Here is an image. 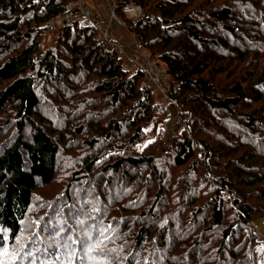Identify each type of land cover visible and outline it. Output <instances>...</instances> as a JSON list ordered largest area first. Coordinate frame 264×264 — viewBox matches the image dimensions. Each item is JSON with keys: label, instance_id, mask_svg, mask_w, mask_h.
<instances>
[{"label": "trees", "instance_id": "16d2710c", "mask_svg": "<svg viewBox=\"0 0 264 264\" xmlns=\"http://www.w3.org/2000/svg\"><path fill=\"white\" fill-rule=\"evenodd\" d=\"M111 1L168 102L48 30L76 0H0V264H261L264 0Z\"/></svg>", "mask_w": 264, "mask_h": 264}, {"label": "built area", "instance_id": "2783aa9c", "mask_svg": "<svg viewBox=\"0 0 264 264\" xmlns=\"http://www.w3.org/2000/svg\"><path fill=\"white\" fill-rule=\"evenodd\" d=\"M124 12L132 15L139 14V9L135 7H129L124 10ZM94 12L88 7H81L77 11L69 12L64 18L68 26H72L75 22L84 24L86 22H93ZM112 18L118 22L115 14L112 12ZM99 33V41L104 42L107 47L111 50H116L122 54L127 62V68L133 67L134 70H139L144 74V82L152 90L158 92L159 101L161 103H166L169 101L167 88L163 86L164 82H167V75L159 69V66L153 63L147 54L145 53L142 45L138 42L136 36H134V46L129 50L124 49L115 40L111 42L110 30L111 25L109 23H104L102 26L100 23L95 24ZM185 123V120H184Z\"/></svg>", "mask_w": 264, "mask_h": 264}, {"label": "rangeland", "instance_id": "374dc122", "mask_svg": "<svg viewBox=\"0 0 264 264\" xmlns=\"http://www.w3.org/2000/svg\"><path fill=\"white\" fill-rule=\"evenodd\" d=\"M89 1H91V0H87V4L92 6L89 3ZM101 1L104 2L105 5L107 4L109 6V8H113V2L111 0H101ZM104 12L108 14V9L107 8L105 9V6H104ZM110 16L112 18V12H110ZM98 21H99V23L102 26H105L104 25V23H105L104 20H99L98 19ZM117 25L118 26L114 25L111 28V30H110L111 39H114L120 46H122L126 50H129L130 48H133V46H134V41H133L134 34L127 30V28H126V26L124 24V21L119 20ZM55 26H56V28H54ZM60 26H61L60 24L55 25V23H54L53 25H51L48 28V30H54V29L57 30V29L60 28ZM48 33H49V36H50V40H53L55 38V33H53V31L52 32L48 31ZM97 37H98V35H97ZM153 63H155V62H153ZM155 64H157V63H155ZM157 65L159 66V69L161 71L166 73V68H165V65L163 63L157 64ZM129 70L131 72L134 71L133 67H130ZM166 88L168 89L167 85H166ZM157 95H158V92H157ZM156 98L158 100L157 96H156ZM167 108L169 110H171V107L167 106ZM170 120H172V124H174L176 122L175 118H170ZM180 129H181V127H180ZM256 223H257V226H255V228H256V230L259 233V239H260V241H263L264 240V219L262 221H256ZM260 263L264 264V252L260 254Z\"/></svg>", "mask_w": 264, "mask_h": 264}, {"label": "bare ground", "instance_id": "6f19581e", "mask_svg": "<svg viewBox=\"0 0 264 264\" xmlns=\"http://www.w3.org/2000/svg\"><path fill=\"white\" fill-rule=\"evenodd\" d=\"M76 2H77V8L75 9V10H73V11H77V10H79L81 7H88V8H90L93 12H94V18H93V22H86V23H84V24H86V25H93L94 27H95V29L97 30V33H98V38L100 39V33H99V31H98V29H97V27H96V23L98 24L99 23V21H98V19L99 20H101L100 18H99V13H98V11L94 8V7H92V6H90V5H88L87 4V0H76ZM129 7H135V8H138L139 9V14H137V15H132V14H128V13H126V12H124V10L125 9H127V8H129ZM107 8L109 9V11H108V16H109V21H105V23H109L110 25H111V27H112V23H114V24H116V26H118L117 25V21L116 20H114L113 18H111V16H110V12H113L114 14H115V16H116V18L118 19V21L119 20H122L121 18H119L118 17V15L116 14V12H115V5H114V3H113V8H109V6L107 5ZM73 11H70V12H73ZM123 12L125 13V14H127V16L129 17V18H133V19H138V18H140L141 16H142V10H141V8L139 7V6H137V5H128V6H126L124 9H123ZM68 14V13H67ZM66 14V15H67ZM66 15H64V16H61V17H58V18H56L55 19V25H57V24H60V25H67V23H66V21H65V17H66ZM101 16V15H100ZM123 21V20H122ZM75 23L72 25V26H74L75 24H76V22L77 21H74ZM109 40L111 41V42H114V39H111V36H110V38H109ZM114 51H116V50H114ZM122 58H123V60H124V62L126 63L127 62V60H126V58L122 55V54H120L118 51H116ZM168 84H169V82L167 81V82H164L163 83V86L166 88V85L168 86ZM186 122L184 123V120H182V123H181V129H183V130H185L186 129Z\"/></svg>", "mask_w": 264, "mask_h": 264}, {"label": "crops", "instance_id": "0c3cea01", "mask_svg": "<svg viewBox=\"0 0 264 264\" xmlns=\"http://www.w3.org/2000/svg\"><path fill=\"white\" fill-rule=\"evenodd\" d=\"M89 3L92 5V7H94L98 13L101 15H99V18L101 20H104V21H109V16L107 15V13L104 12V6H105V9L107 8V4L105 5L104 2H102L101 0H91L89 1ZM108 9V8H107ZM109 11V9H108ZM116 25L114 23H112V27Z\"/></svg>", "mask_w": 264, "mask_h": 264}]
</instances>
